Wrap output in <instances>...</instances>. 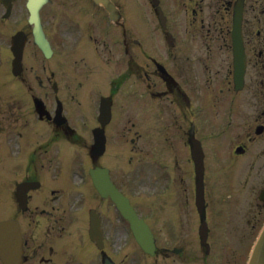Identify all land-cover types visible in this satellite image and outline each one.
<instances>
[{"label":"rangeland","instance_id":"374dc122","mask_svg":"<svg viewBox=\"0 0 264 264\" xmlns=\"http://www.w3.org/2000/svg\"><path fill=\"white\" fill-rule=\"evenodd\" d=\"M23 1L24 0H16L13 4L11 15L8 18L4 19V21L0 20V219L4 216L6 217L16 214V217L19 219L23 231L25 232V235L28 238L31 237L32 239H39L41 235L38 232H43L44 228L46 227V224L41 222L34 224L31 221V217L29 215H26V213L18 212L16 207L15 210L14 206L12 207V205L14 204L12 193L15 184V179H18L23 176L27 170L32 171L33 174L38 176L41 181L42 187L39 190H34L31 192L32 204L37 203L40 207L47 206L52 203V201L50 200L51 196L55 195H57L58 200L61 198L62 200L66 201L62 194H68L65 189V186H71V184L77 190L76 191L71 189V197L69 199L68 205L69 212H72L74 217L76 218L75 224H73L71 227L73 231H76L75 229L77 228V226H80L83 221L87 220V218L85 217V210L87 209V207L89 205L98 204L100 201L99 199L94 197V195L96 196V194L93 193L90 183L88 181L85 185H81L82 187H80L76 184L77 181L73 182L72 178L69 176V172L71 170L69 165L72 164L73 166H75L77 158H79V166L81 167V169H87V167L90 166L91 159L89 158V156H87L88 153L84 148L82 149V151L79 152V155H77L76 158L72 157V155L75 154L77 151L76 146L74 147V145H71L70 142H66L64 140H59L57 144L51 140L49 145H53L54 147L53 154L59 157V160L53 162L52 164H60V168L56 173L58 167L49 165L47 163V158H49L50 152L39 151L40 154L37 156L36 164L28 165L26 164V157L28 152H30V145H28V150L20 152L19 157L14 156L19 153V150H15L14 152V150H11L12 148H8L6 146L2 147L3 145H5V142H7L6 145H8V143L13 139L12 138L10 141H6L5 135L9 132L7 134V136H9L10 132L14 130L17 131L23 139H26V144L31 142L47 144L49 143L47 142L49 140H47V136H49L52 132V126H50L49 123L40 122L37 119H31V116H29L30 108L28 103H26L27 107H25V115L26 118L30 120V122H27V125L24 124L22 122V119L16 114L15 116L17 119H12V117L10 116L11 111L9 109L4 108L3 110L4 105L8 101L10 102L12 99L10 97L12 95L9 94L7 89L10 88L13 92H16L17 90V88L13 86L16 83L15 79L17 78L14 77L10 72V62L12 55L9 49V44L11 34L19 27L27 26V12L24 8ZM61 1L62 0H57V2L55 1L52 4V6L48 5L47 7H45V9L47 10L45 11L44 15V20L46 23L45 28L47 29V32L50 35L49 37L53 41L55 52L51 58H44L42 57L40 52L34 48V45H29L26 50L24 61H26V65H31V67H33V72L27 68L25 70V76L28 77L31 82L36 84V88L39 93H41L42 95L46 93V102L50 105L51 108H53V106L55 105L54 96L56 95L51 85L53 81H58L57 84L59 88L57 91V95L62 98L64 105H66V112L74 117L85 118L87 116L82 114V110H86L85 106H87L91 111L90 118H93L96 110L98 93L95 94L94 92H91L89 90L88 86H81L79 84V79H83L81 76H84L86 74H92V72H89L88 66L85 67L84 70H82L81 65H75L77 63L70 60V55L66 53V46H71V41L66 40L67 37L64 36L65 32L63 31V28L64 25L70 23L68 17H75L76 13L70 11L72 8H68L65 11H61L60 5H58V9H55L54 4H60ZM67 2L72 4L76 3V0H67ZM1 9L3 10V7L0 8V15L2 14ZM151 26L153 29H155L153 23L151 24ZM47 27H50L52 29H49ZM139 28H141L143 31L145 29L142 26H140ZM150 30L151 29H149V31ZM111 34L116 38V40H118L117 42L120 45V33L115 30H112ZM117 34L119 35L118 37H116ZM149 36L153 37L151 34H149ZM153 38H156V35ZM34 49L37 51L36 54L33 53ZM93 50L99 55H94L95 58H100L98 62L93 63V67H96V72L99 71V74L98 76L95 75V77H93L92 75H87L86 77L90 78L93 81L100 82L108 78V75L114 78V72L115 74H117V77L124 74V55H122V58L120 56H117L115 59L110 60L109 54L105 51L104 43L102 42L93 44ZM91 53L93 54L92 50ZM148 53L150 55H153V52ZM146 56L147 54L145 53L143 55V58L145 59ZM43 64H45L46 67L44 66V68H42L41 65ZM36 74H40L39 76H41L43 80L48 82L45 86V89H40L37 87L40 85L37 81ZM103 93H107V91H103ZM131 97L137 99L138 101L132 102ZM113 99H116L115 103L113 104V120L111 121L110 125H108L109 129H106L107 142L109 141L111 143H108V150L107 153L104 154V156L107 157L106 161L110 160L113 163V170L115 173L117 172L118 168L122 169V171L119 172V175L116 174V180L120 184H127L125 185V188L129 189L132 198L137 202L139 201V204L142 207L149 210L150 219L152 221H156V226L158 230L164 233V229H162L161 227L162 212L157 220V214L159 209L161 208L159 203V197L157 196V194L150 193V188H154L157 186L156 189H159V180L157 178L160 177V170L162 168L161 160L156 159L158 157L156 154L150 160H148L153 164V173L148 172L149 166L148 163H146L145 161L147 159L145 148H147L148 146H141V144L138 143V145H134V148L131 149L132 141L133 143H136V140L141 141L143 137L148 136L152 145L150 146V149L153 155L154 153H158L159 151V140L163 132L164 137H168L169 132L174 133V136H172L173 143L178 138H182L181 161L179 162L176 160V166L179 167L181 171H184V169L186 171L183 172L184 175L176 174V177L171 178L174 182L172 190L174 189L176 191L174 196H172V198L168 200V208L169 210H171L173 209V201L176 199V201L178 202H183L185 198L183 192L190 191L189 180L186 181L184 178H182L183 176L187 175L193 176L192 163L188 161L190 155L188 145L185 142L186 136L183 135V137H178L179 133L173 131V128L181 127L182 125H184V123L186 124L185 126L188 127V120L190 118L187 116L183 119L177 118L173 113L172 109H168L167 107L165 113L158 114V112L156 111L159 108L157 105L154 104L155 113L148 118V124L150 125L149 128L147 126V121L142 116H140L139 118L136 117V108L140 110L142 109V103L141 100L139 101L138 96L134 94H129L126 96L124 95L122 98H120L119 94H115ZM91 100L92 108H90ZM197 102L199 103L200 99H197ZM1 103L3 104V106L1 105ZM247 106L249 107V102L247 103ZM148 108H150V106H148ZM148 108L147 104H145V112ZM249 109H246V113L244 114L243 118H236L233 122L228 123L224 133H222L216 138L211 139V143H207V145H205V165L207 162L208 164L206 165V167L208 166L209 178L217 179L221 175L234 176L237 174H242L245 175L247 179L251 182L255 180V176L252 173L246 172L240 165L233 166L227 162H224L223 160H226L227 156L231 157L228 160L231 162H233L234 159H260L262 160L260 163V171L262 172L264 170V150H262V148L256 150V154H252L251 156H249L251 148H249L250 144L246 142L245 147L249 148L248 152L246 154L234 155L235 151L233 150V146L231 145L237 132L241 134L244 133L242 132L244 130L243 126L247 129L251 123H254V121L250 117L251 114ZM200 112L203 113V109H201ZM88 114L89 112H87L86 115ZM3 115L6 116L5 119L1 118L3 117ZM237 120L239 122H236ZM94 122V118L92 119V121L89 118L86 119L85 126L87 128L85 134L86 138H88L87 143H89L91 138L89 127H93ZM255 124L256 123H254L253 126ZM240 126L243 129L242 131L239 130ZM20 132H23V135L20 134ZM137 136H139L138 139H136ZM199 136L203 137L204 139L206 138V135L202 130L199 131ZM172 137H170L171 140ZM13 144L17 145V142H14ZM171 144H168L167 146L171 147ZM128 149L132 151L131 155L128 154ZM135 149H138L139 151H135ZM140 153L143 154L142 157ZM130 157L132 160H129ZM19 161L20 164H18ZM174 164L175 162L173 160L172 163H167L165 165V168L170 167V165L173 166ZM124 166H126L128 169L133 170L132 176H129V173L123 171L122 167ZM180 169L178 170V172L180 171ZM147 183L153 184V187H146L145 185H148ZM50 188H56L57 192L55 191L51 193V191L49 190ZM60 189L61 192H59ZM237 190L241 194L237 193L232 198L233 204L235 206L234 210L236 212H239L240 208H243V212L244 210L248 211L247 208L243 207L244 203H241V200H243V196L245 194H251V192L249 191V187H241ZM217 191L218 189L216 190V192ZM74 193L75 195L77 194L75 197ZM85 193H87V198L86 200H83L82 196L86 195ZM73 200H78V203L75 205L72 204ZM101 201L104 202L103 200ZM252 201L253 200H251V202ZM250 204L248 206L249 208ZM229 205V202H226L223 205V208ZM101 208L103 209L102 205ZM253 208L255 209L254 212L256 213L254 217L256 221H258L259 217L261 219L264 215V203L262 204V206L257 205ZM187 210L190 217V203L188 204ZM243 212L235 213L233 215V218L231 219V223L226 220V216H221L218 221H213L215 228L224 229L225 233H227V241L224 240L225 237H222L221 250L225 248V250L229 249L235 251V264H240L242 257L245 256L244 254L246 251L244 244L246 245V243H248L258 223H253L251 221V223L245 225L244 230L240 229V224L243 223L241 216ZM221 213L225 214L223 210ZM219 215L220 214L215 211L213 212L212 218H217L219 217ZM184 220L190 221V225L193 223L192 217L190 218V220L189 218H185ZM38 227H40L41 230L36 229ZM186 232L190 234L191 239L194 241L196 233L193 232L192 228L188 229ZM248 233H250V235L247 237L246 235ZM239 238H241L240 241ZM228 243L230 245L227 246ZM33 244L35 245V240ZM39 255L40 252H38V254L33 257V261L35 264L39 263ZM127 256H125L124 258L126 259ZM122 258V256L116 257L117 261H121ZM128 261L129 259L127 261L123 260L122 263L126 264ZM229 263L233 264V257H231L230 260L227 261V264ZM43 264L46 263L43 262Z\"/></svg>","mask_w":264,"mask_h":264},{"label":"flooded vegetation","instance_id":"af4514ba","mask_svg":"<svg viewBox=\"0 0 264 264\" xmlns=\"http://www.w3.org/2000/svg\"><path fill=\"white\" fill-rule=\"evenodd\" d=\"M129 1L132 2V0ZM168 1L170 3H180L182 5L184 12L189 13L190 24H193L195 27V32L191 34L192 38H201L200 41L195 40V44L190 47V58L186 57L185 59L182 55H179V58L183 62L188 60L191 79L194 84H197L195 81L196 74L199 75L200 81H202L207 87H210L216 80L220 83H223L227 78L225 72L220 74L219 69H216L215 77H212L207 73L210 71V67H213L215 64H217L221 67H225L228 70L227 74H229V65H227L229 61L230 49L227 41L230 33L228 17L231 11V6L235 0ZM243 3V34L248 64L246 78L251 81V84L254 85L255 90L258 91L255 99L256 109L254 111V119L257 124L263 126L262 138L264 140V29L262 27V21L264 20V0H243ZM213 7H215L216 14H214L211 10ZM120 26L122 27L121 35L123 38V49L126 53L125 58L127 59L126 63L128 65L129 73H136L137 81L141 80L143 83L142 89L146 88L148 92L149 87L156 86L157 82L154 78L150 77L148 62L143 60L140 62V56L138 60L137 55H135L133 51V44L137 42L133 37V27L130 25L127 29L122 23ZM212 40L218 41L216 50H213L211 45ZM174 49L175 51L177 50L176 47H174ZM226 49L227 53H225ZM142 52H146L144 47L139 54L142 55ZM175 58L176 55L173 57L170 53V59L175 60ZM252 68L254 69V76H251ZM248 73L249 76H247ZM160 82V84L167 86L170 91L173 92L175 99H177V95L181 94V87L178 83H176V81H163L160 79ZM221 90L222 89L220 88V91ZM225 100V96H222L218 101L220 104H222L225 102ZM189 113L192 116L193 111L190 110ZM194 113L197 115L198 110L195 109ZM260 148L264 150L263 142L257 144V150ZM39 212L50 214L53 217V221H51L52 226L53 222H56L61 218L60 216L59 218H56L53 213L50 212V210L41 209ZM105 225L103 249L89 246L92 250V254L88 259H86L84 256H81L79 264H101L103 254H109L112 257L114 256V251L112 246L109 244L110 239L108 237L112 234V232H114L113 230L115 229V225H113L111 217H105ZM184 241L185 239L181 237V231L179 229L178 232L174 233L173 236L168 239V244L159 245L157 254L158 258L156 259L155 264H208L206 256L207 252L211 250L210 242V249L206 246H199L198 250L196 251L195 247L192 245L191 247L187 246ZM48 252L49 257L44 258L41 254L38 256L40 261L44 260L46 264H57L52 257L57 251L51 245H49ZM33 254H37V251H34ZM159 258H163L162 261L159 260ZM228 260H230V257L226 255L224 263L227 264ZM145 264H150L149 260L145 261ZM233 264H235L234 258Z\"/></svg>","mask_w":264,"mask_h":264},{"label":"water","instance_id":"95a60500","mask_svg":"<svg viewBox=\"0 0 264 264\" xmlns=\"http://www.w3.org/2000/svg\"><path fill=\"white\" fill-rule=\"evenodd\" d=\"M42 1L43 0H28V8L31 11L32 20H35V23H36V26L34 28L36 41L41 46V48H43V50H45V52H47L48 51L47 41L43 37V34H42L38 24H37L38 23V21H37V8L39 7V5L41 4ZM19 40H21L20 36L13 38L12 48L15 52L17 49L16 41L18 42ZM123 205L126 208V210L130 212V209L128 208L127 203L124 202ZM122 209H123V207H122ZM4 226H5V222L0 223V238L5 237V235L2 236V230H3ZM249 264H264V230H263L261 237L258 240V243L255 246V249L253 251V254H252V257L250 259Z\"/></svg>","mask_w":264,"mask_h":264}]
</instances>
